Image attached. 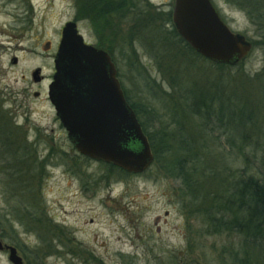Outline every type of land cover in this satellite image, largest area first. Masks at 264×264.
Returning a JSON list of instances; mask_svg holds the SVG:
<instances>
[{
  "label": "rangeland",
  "instance_id": "1",
  "mask_svg": "<svg viewBox=\"0 0 264 264\" xmlns=\"http://www.w3.org/2000/svg\"><path fill=\"white\" fill-rule=\"evenodd\" d=\"M98 1L100 7L108 3ZM114 1L120 4L119 10L98 15L88 29L77 0H0V126L7 132L2 136L0 131V241L16 248L22 264H121L119 254L132 256L138 264H155L156 257L186 246L188 230L197 227V211L213 189L211 182L243 167L241 151H246V145L240 151L238 141H228L213 122L215 118L204 127L197 117L184 119L183 134L199 146L203 160L199 176L205 184L194 191L196 200L182 195L180 181L162 173L157 165L141 174L125 175L77 153L47 96L62 27L74 15L81 19L76 26L83 38L93 36L102 49H109L131 101L151 103L169 115V104L179 102L181 83L171 87L169 82L176 71L179 82L188 77L208 90L213 85L223 89L229 103L224 120L233 102V107L242 109L238 129H231L230 139L256 135L264 145V93L257 87L259 80H251L264 74V46L253 43L259 37L245 8L230 0H212L230 29L252 45L241 62L224 64L221 69L205 58L189 57L183 62L177 56L172 64V54H165L155 41L140 38L133 12L124 14L121 1ZM132 1L172 15L175 0ZM130 39L131 45L126 46ZM135 57L144 65L141 76L131 63ZM37 68L40 82L31 76ZM145 74L160 87L145 86ZM246 97L255 117L248 130ZM184 108L180 102L178 116ZM12 155L19 156L15 165L8 160ZM0 264H12L5 250L0 251Z\"/></svg>",
  "mask_w": 264,
  "mask_h": 264
},
{
  "label": "trees",
  "instance_id": "2",
  "mask_svg": "<svg viewBox=\"0 0 264 264\" xmlns=\"http://www.w3.org/2000/svg\"><path fill=\"white\" fill-rule=\"evenodd\" d=\"M107 1L104 12L119 10L116 8L120 6L118 2ZM120 1L124 14L127 11L133 12L134 27L137 29L139 37L145 42L155 41L164 47L165 54H172V57L169 58L172 64L177 56L183 62L190 58L205 60L179 36L169 12L152 8L148 3L143 4V8H141L140 3L135 4L132 0ZM230 1L239 3L241 8H245L250 20L256 26L259 37L252 41L254 44L261 42L260 44L264 46V0ZM89 2L90 6H88V0H77L81 17L85 16L86 8H91L93 15H101L103 8L100 7L99 1L90 0ZM131 40L126 41L125 45L130 46ZM104 50L106 51V49ZM106 52L110 55L109 49ZM133 55L135 56L134 52ZM131 63L134 70H138L137 72L141 76L140 71L144 65L140 66L136 57ZM213 64L217 68L225 67L224 64ZM157 65L161 69L158 63ZM175 73L169 77V82L171 87H176L181 83L177 89L179 102L169 104L170 116L165 111L164 113L158 112L151 103L131 101L128 91L122 88L153 152L154 160L151 166L157 165L162 173L179 180L182 195L196 200L194 191L198 186L205 184L199 176L203 160L199 146L197 149L193 140L183 134L186 130L184 119L187 116L189 118L197 117L202 121V123L200 121V125L203 127L208 126L215 118L216 121L213 122L227 134L228 141H238L237 146L240 151L246 145V151H241L243 167L239 168L237 173L229 172L231 173L230 177H220L221 181L216 177L211 182L213 189L209 190L206 201L204 200L202 203V209L197 211V227L190 226L186 246L180 250L169 251L166 256L156 257L155 264H264V145H260L256 135L246 134V136L241 135L238 139H230L231 129L237 131L240 115L242 116L243 112L242 109H237V106L233 107L236 103L233 102L232 107L227 110L226 119H223L225 104H229L225 102L223 89L213 85L208 90L201 83L196 84L190 81L188 77H184L183 81L179 79V82L177 81L178 73L176 71ZM142 79L144 85L148 86L150 90L160 87L156 79L147 74ZM255 79L260 81H257V87L264 93V74H257L251 80ZM182 83H187L188 87H183ZM180 102L185 105L182 116H178L176 110ZM249 103L251 100L246 97L247 130L255 121L253 109H248ZM166 117L168 121L164 122ZM254 127L253 125L251 128ZM8 128L12 133V127L8 126ZM0 131L2 136L7 133L2 131L1 126ZM242 142L243 144H241ZM8 148L9 144L6 146V149ZM18 157L12 155V158L8 159L10 164L15 165L18 162ZM102 164L110 170L115 169L120 174H128L111 164ZM12 188L14 187L8 186V189ZM5 222L7 223V220ZM218 240L223 242L220 243ZM85 254L91 256L87 251ZM119 256L121 264H138L132 256L120 254Z\"/></svg>",
  "mask_w": 264,
  "mask_h": 264
},
{
  "label": "water",
  "instance_id": "3",
  "mask_svg": "<svg viewBox=\"0 0 264 264\" xmlns=\"http://www.w3.org/2000/svg\"><path fill=\"white\" fill-rule=\"evenodd\" d=\"M171 16L179 36L211 62L235 65L251 51V42L230 29L212 0H175ZM53 64L47 96L77 153L128 174L149 168L153 152L109 54L85 43L76 23L69 21L62 27ZM31 76L40 81V69ZM2 250L12 264L23 263L15 247L0 241Z\"/></svg>",
  "mask_w": 264,
  "mask_h": 264
},
{
  "label": "flooded vegetation",
  "instance_id": "4",
  "mask_svg": "<svg viewBox=\"0 0 264 264\" xmlns=\"http://www.w3.org/2000/svg\"><path fill=\"white\" fill-rule=\"evenodd\" d=\"M90 0H88V6H90L91 5V3L89 2ZM102 12H101V16H104V9L106 8V4H104L103 6H102ZM99 9V8H98ZM101 9V8H100ZM85 16H84V18L82 19V20H84V22L86 23V25H87V27L89 26H91L92 27V24H93V21L95 22L96 21V17L99 15H93L92 13H91V8H86L85 9ZM72 21H74L75 23H76V25H78L79 24V22H81V19L79 18V17H77V15H74L73 16V19H72ZM68 22V21H67ZM65 24H66V22H65ZM64 24V25H65ZM89 27H88V29H89ZM78 28V27H77ZM79 31V30H78ZM93 34V33H92ZM92 34H90V35H92ZM90 40H92V41H90ZM90 40H86L85 38H84V42L85 43H87V44H90V45H93L94 47H96V48H101L99 45H100V43L98 42V40H95L94 38H93V36H92V38L90 39ZM116 76H117V74H116ZM53 77V76H52ZM41 80H42V77H41ZM40 80V81H41ZM40 81H38V82H40ZM118 81H119V79H118ZM119 83H120V81H119ZM34 95V94H33ZM37 96H38V92H37ZM36 96V97H37Z\"/></svg>",
  "mask_w": 264,
  "mask_h": 264
}]
</instances>
